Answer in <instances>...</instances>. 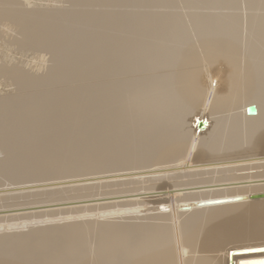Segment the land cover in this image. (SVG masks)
<instances>
[{"label":"bare ground","instance_id":"obj_1","mask_svg":"<svg viewBox=\"0 0 264 264\" xmlns=\"http://www.w3.org/2000/svg\"><path fill=\"white\" fill-rule=\"evenodd\" d=\"M21 1L0 264H264V0Z\"/></svg>","mask_w":264,"mask_h":264},{"label":"rangeland","instance_id":"obj_2","mask_svg":"<svg viewBox=\"0 0 264 264\" xmlns=\"http://www.w3.org/2000/svg\"><path fill=\"white\" fill-rule=\"evenodd\" d=\"M21 1V0H20ZM25 0H23V1H21V3L23 4V3H25L26 4V2H28L29 0H26L25 2H24ZM35 2V3H34ZM29 3L30 4H32L33 3V5L35 6V7H45V8H47V7H50V8H52V7H58V6H62V4H63V1L62 0H30L29 1ZM203 10L202 11H209L208 9H204V8H202ZM194 10H201V9H194ZM202 11H199V12H202ZM2 38V36H0V58H4V57H6V55H11V54H14L12 51L14 50V48L12 47V45L11 46H9V45H7L6 44V42H4L5 40H4V37H3V39H1ZM2 45V46H1ZM2 51V52H1ZM2 55V56H1ZM16 54H14V56H15ZM16 57H19L18 55L16 56ZM31 60L30 61H32V58L31 57H29ZM33 60H35V63H37L36 61V59L35 58H33ZM33 62V61H32ZM34 63V62H33ZM39 63V62H38ZM218 74V73H217ZM220 74V73H219ZM215 75L214 74V78H213V82L211 83V84H213V87L215 88V87H219V86H221L220 84H219V81L222 83V78L220 77V75ZM219 80V81H218ZM217 81H218V83H217ZM219 86H218V85ZM217 85V86H216ZM1 87V86H0ZM5 88V89H4ZM1 90H2V88H1ZM0 90V91H1ZM3 90H8V88L7 87H3ZM1 92H5V91H1ZM0 92V93H1ZM102 173H104V172H102ZM94 175H97V174H94ZM94 175H91V176H94ZM256 245V244H255ZM255 245H247V246H239V248H237V249H240L241 247H255ZM263 245V244H262ZM230 249H235V248H229L228 250H230ZM228 250H226V252L228 251ZM226 255V254H225ZM224 255V256H225Z\"/></svg>","mask_w":264,"mask_h":264},{"label":"water","instance_id":"obj_3","mask_svg":"<svg viewBox=\"0 0 264 264\" xmlns=\"http://www.w3.org/2000/svg\"><path fill=\"white\" fill-rule=\"evenodd\" d=\"M245 112H246V114H247L248 116H252V115H254V114L256 113V107H255V105L252 104V106H248V107H246ZM254 197H264V194H257V195L252 196V198H254ZM230 253H231V252H230ZM231 254H232V253H231ZM228 263H229V264H232L230 258H229V260H228Z\"/></svg>","mask_w":264,"mask_h":264}]
</instances>
